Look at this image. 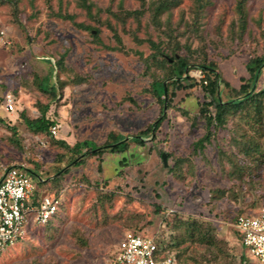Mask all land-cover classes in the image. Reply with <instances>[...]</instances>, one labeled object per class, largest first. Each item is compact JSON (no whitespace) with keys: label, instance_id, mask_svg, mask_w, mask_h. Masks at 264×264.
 Returning a JSON list of instances; mask_svg holds the SVG:
<instances>
[{"label":"rangeland","instance_id":"1","mask_svg":"<svg viewBox=\"0 0 264 264\" xmlns=\"http://www.w3.org/2000/svg\"><path fill=\"white\" fill-rule=\"evenodd\" d=\"M91 1L92 14L77 0H0V94L12 93L16 102V111L0 108V116L19 129L14 135L0 123V178L10 166H25L37 199L56 196L60 203L49 223L24 225L23 239L0 250V264H104L127 231L156 235L165 245L183 237V221L210 226L214 241L186 240L170 249L174 264H261L242 245L233 222L241 213L264 208V118L260 124L244 114L230 116L195 153L194 142L206 132L200 111L205 74L199 67L190 70L197 84L176 91L166 118L143 144L131 142L125 153L88 156L60 171L58 181L56 171L66 166L70 152L49 136L32 133L19 116L25 111L35 118L48 104L58 125L54 137L82 154L85 140L94 146L112 141L111 132L139 135L161 112L151 91L152 75L161 70L147 67L152 52L147 39L165 46L168 30L180 43V55L215 61L238 88L248 77L247 62L264 52V0L248 1L244 29L237 0H207L196 22L195 0H180L159 28L148 10L139 21L114 15H121V6L140 8L141 0ZM51 68L61 84L56 102L39 87ZM234 137L254 139L262 153L244 155ZM236 161L242 170L235 171Z\"/></svg>","mask_w":264,"mask_h":264},{"label":"trees","instance_id":"2","mask_svg":"<svg viewBox=\"0 0 264 264\" xmlns=\"http://www.w3.org/2000/svg\"><path fill=\"white\" fill-rule=\"evenodd\" d=\"M180 0H153L147 6L145 0H141V7L135 10H126L121 6V15L119 13L114 15L124 21L127 17L133 16L139 21L140 15L145 10L151 12V22L158 28L159 26L167 23L170 20V11L174 5ZM249 0H237L236 9L239 14V21L241 29H244L247 22V4ZM78 4L87 11L88 14L93 13L94 3L91 0H77ZM207 0H195L196 16L195 22L202 10L204 9ZM99 10V9H98ZM126 10V11H125ZM124 11V12H123ZM124 13V15L122 14ZM166 13V21L161 20V15ZM58 16L71 17L72 15L57 13ZM79 27L85 29H92L91 26L83 23H77ZM97 30V29H96ZM165 34L169 35V42L164 46L162 40L154 41L150 38L147 41L152 48L151 54L146 59L147 67L155 66L160 69V74L154 73L153 80L151 82V91L157 100L161 104V112L159 117L148 126L145 131H142L139 135L131 136L130 138L126 135H120L119 133L111 132L109 139L103 144H96L90 146L87 140L82 143L86 145V151L84 154L81 151L75 150L74 146L67 143L64 139H57L51 133V127L56 124L55 119H52L48 115L49 105L42 106L39 116L35 118L29 117L25 111L20 112L19 118L24 122L26 127L34 134H43L50 137L51 142L62 148L67 149L70 153L68 157V163L65 167L56 171V177L54 179L58 181L60 171L67 172L70 166H77L84 162L88 156H100L106 152L111 153H125L131 142L135 144H143L144 137L152 135L153 131L157 130L164 119L166 118V108L172 106L173 98L176 91L179 89L191 88L197 84L196 78L190 75V70L193 67H199L204 72V77L200 80L205 100L201 104V115L204 117L206 122L205 134L194 142V152L198 150L203 151L208 143L212 141L215 132L224 128L228 122L230 116H234L240 113L241 117L247 118L253 121V123H262L264 118V87L261 86V82L264 79V52L257 54L252 57L246 64V70L248 77H242L243 81L240 86L232 87L229 81L223 76L218 64L213 60H208L205 56L202 61H191L188 56L180 55L178 50L180 49V43L174 37L170 36L169 31H164ZM94 37H97V33L91 32ZM117 40H120L119 36H116ZM149 61H152L149 63ZM53 67H57V63L52 64ZM53 68L46 77H42L39 82V87L50 96L51 102H56L60 95L61 84L59 79L53 74ZM3 95L0 94V104L2 102ZM0 123L6 126L14 135H18L19 129L15 123H10L6 118L0 116ZM254 139L248 138V140H241L237 137L232 139L234 144H238L242 149L244 155H254V153L261 152V144L257 143L252 145ZM78 142L77 145H79ZM77 152V154H72ZM254 152V153H253ZM221 155L224 153L220 151ZM262 153V152H261ZM128 156L122 158L126 159ZM121 160V161H122ZM179 161H186L181 158ZM25 167V166H23ZM235 171L242 170L243 165H239L236 161L234 162ZM61 177V176H60ZM56 214V213H55ZM54 214V215H55ZM53 215V216H54ZM52 216V217H53ZM52 217L45 223H49ZM182 225H185L183 237L175 239L173 242H169L163 245L167 255L173 258V264L176 261L175 253L170 250L178 247L181 243L186 240H195L201 242L213 243V235L211 233V227L204 226L196 221H183ZM238 234V233H237ZM239 237V235H238ZM78 240H83L79 235ZM240 239V237H239ZM244 259V258H243ZM245 260V259H244ZM242 264H246L245 262Z\"/></svg>","mask_w":264,"mask_h":264},{"label":"built area","instance_id":"3","mask_svg":"<svg viewBox=\"0 0 264 264\" xmlns=\"http://www.w3.org/2000/svg\"><path fill=\"white\" fill-rule=\"evenodd\" d=\"M6 113L16 111L14 95L7 92L0 104ZM58 125L51 127L57 134ZM35 184L27 168L8 167L0 178V250L15 245L25 234L28 222L45 224L59 208L56 196L37 199ZM233 226L248 253L264 264V208L237 215ZM156 235L127 231L104 264H173Z\"/></svg>","mask_w":264,"mask_h":264},{"label":"water","instance_id":"4","mask_svg":"<svg viewBox=\"0 0 264 264\" xmlns=\"http://www.w3.org/2000/svg\"><path fill=\"white\" fill-rule=\"evenodd\" d=\"M162 157H163V160H164V162H165V165L167 164V162H166V155H165V153H163L162 154Z\"/></svg>","mask_w":264,"mask_h":264}]
</instances>
